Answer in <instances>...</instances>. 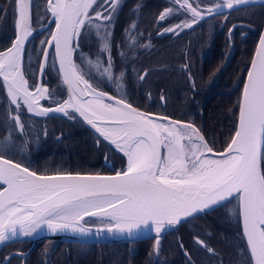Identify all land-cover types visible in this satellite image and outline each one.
<instances>
[{
	"label": "snow or ice",
	"instance_id": "1",
	"mask_svg": "<svg viewBox=\"0 0 264 264\" xmlns=\"http://www.w3.org/2000/svg\"><path fill=\"white\" fill-rule=\"evenodd\" d=\"M118 2L48 0L46 10L54 19L55 29L50 39L41 42L48 46L40 49V75L43 77L54 46L69 97L56 107H44L40 102L52 93L41 84L30 90L22 69L26 42L33 34L31 0H15V39L0 51V77L10 104L17 110L26 106L29 113L37 116L50 112L70 115L67 109H72L127 157V168L113 176L40 175L0 153V185H6L0 190V242L17 235L31 236L42 227L53 234L65 230L91 234L92 230L84 226L85 217H96L102 221L97 235L127 232L131 237L142 227L150 228L157 236L158 250L159 236L166 228L237 198L252 264H264V34L247 71L235 134L224 150L217 152L191 123L165 116L153 118L124 99H115L114 104L105 102L106 96L109 101L114 97L98 91L88 78L89 71L73 62L74 40L94 28L101 41L97 60L82 59L89 70L102 68L101 75L112 78L109 25ZM174 3L188 18L164 32L179 35L205 17L246 5L249 0H222L208 6L192 0ZM173 11L165 9L159 20H165ZM105 52L109 57L107 66L102 67ZM10 118L23 133L19 112ZM196 243L207 247L202 240ZM207 251L214 250L207 247Z\"/></svg>",
	"mask_w": 264,
	"mask_h": 264
},
{
	"label": "trees",
	"instance_id": "2",
	"mask_svg": "<svg viewBox=\"0 0 264 264\" xmlns=\"http://www.w3.org/2000/svg\"><path fill=\"white\" fill-rule=\"evenodd\" d=\"M46 2L31 1L33 28L47 21ZM159 9L156 0L124 1L109 41L110 56L114 60L119 61L118 46L124 50L136 46L134 39L144 31L138 26L152 21ZM232 16L233 19L227 20L222 29L225 30L232 20L241 21L245 26L238 27L237 31L247 30L250 38L236 46L235 64L223 75V85H215L213 78H205L199 69L186 66L187 58L191 59L196 52L209 46L207 43L202 45L200 40H190L180 52L176 48H163L155 57L142 59L128 54L123 66L113 69L114 74L118 72L122 76V94L115 92L104 79L99 81L101 86L98 87L140 110L191 123L215 151L224 149L235 131L242 85L263 24L264 5L238 8L232 11ZM14 19L15 0H0V51L6 49L14 37ZM219 22L216 17L204 20V35L217 31ZM52 26L53 23L44 32L33 34L26 44L23 72L30 88L33 87L30 83H36L42 55L40 49L45 45L41 42L48 39ZM171 57L174 62L185 65L151 68L155 62L166 64ZM55 70L50 51L43 81L47 77L53 78ZM142 72H145L143 79L140 78ZM230 72L234 73L231 81ZM89 77L96 78L92 72ZM61 96H64V91ZM17 111L24 124L23 133L16 130L15 121L10 118ZM68 112L70 115L35 118L27 113L23 105L17 110L10 104L0 82V153L41 174L124 170L125 157L99 139L72 112ZM29 121L32 123L29 124ZM261 169L264 170V147ZM221 210L222 207L193 217L161 235L158 250L156 238L101 243L44 239L34 245L24 264H252L238 215L235 219H217ZM95 221L87 219L85 223ZM197 239L214 251L208 252L207 247L196 243ZM30 244V240L24 239L4 245L0 260L12 251H25ZM21 261V256L14 255L5 264H21Z\"/></svg>",
	"mask_w": 264,
	"mask_h": 264
},
{
	"label": "flooded vegetation",
	"instance_id": "3",
	"mask_svg": "<svg viewBox=\"0 0 264 264\" xmlns=\"http://www.w3.org/2000/svg\"><path fill=\"white\" fill-rule=\"evenodd\" d=\"M124 1L125 0H119L116 9L112 14L111 24L109 25L110 32H112V29L118 20L117 17L119 15V11L121 10ZM101 2L102 0H97V4ZM192 2L194 4L199 2L201 3L202 6H208L217 2L222 3V0H213V1L192 0ZM156 3L160 6V9L158 13L154 15L153 20L152 21L150 20L149 23L147 24H142L138 26L140 29L144 31H141L140 34L137 35L136 38L134 39L136 46H134L132 49L129 48L126 50H124L120 46L117 47L119 61H116L114 60V57L113 58L111 57L112 72L113 69L123 66L122 63L124 61V58L127 57L128 54H132V56H134L135 59L137 58L142 59L145 58L146 56L151 58V57H155L157 53L163 48H170V49L176 48V50L180 52L181 50H183L184 46L187 47L190 40H193L194 42L200 40L202 42V45L207 43V45H209L208 48H206L204 51L196 52L195 56H192L191 59L187 58L186 66L188 65L189 67L199 69V71H201L202 73V76H204L205 78H213L215 85L218 86L223 85L222 84V80L224 79L223 75H225L227 69L229 68L231 69L235 64L234 60H235L236 46L238 44H241L246 38H250V35L248 34L247 30H243L240 32L237 31L238 27L245 26V24L241 21L232 20L225 30L222 29L226 24L227 20L233 19L232 11L236 9L231 10L224 14L211 16V17H216L217 20H220L217 31H214L212 33L208 32L209 34L204 35L203 21L210 18L208 17L199 21L197 24L193 25L191 29H184L179 33V35H176L174 33L164 32V29L185 20L186 18H188V14L183 12L182 10H179V5L175 4L174 0H156ZM96 7L97 5L93 6V8ZM105 7H109V6L105 5ZM168 8H173L174 9L173 13L169 15L165 20L163 21L159 20L160 13ZM90 14L94 15V12L90 10ZM232 25H234V27L231 31H229ZM82 39H85L87 43V48L83 50L80 49V45H79V42ZM77 43H78V47H77ZM97 44H98V38L94 34L93 29H88L86 31H83L81 36L78 38V41L76 40V43L74 45L75 51L73 52V59H74V63L80 65L82 69L89 71V73L92 72L96 76L95 79H92L89 76L88 78L90 79V82L97 89L104 91L98 87V85H100L99 81L104 79L107 82V84H110L111 86L112 84L105 77H101L100 75H98L97 72L93 69L94 67H92L89 70V65L85 60L82 59V56H84L94 61L95 57L97 56V53H99L98 52L99 47L97 46ZM107 54L109 55L108 52ZM108 57H106V55L103 53L101 59L106 60ZM178 65L183 66L185 64L174 62L171 57L169 58V62H167L166 64H163V62H155L153 63V66H151V68L152 69L162 68V67L171 68L172 66H178ZM144 73L145 72H142L141 76H143ZM232 74L234 75L233 72H230V81L233 80V77H231ZM115 79L116 82L120 81L121 83L124 84L122 76L119 75L118 72L116 74L113 73L112 80ZM30 85H33L32 88H34L36 83L35 84L30 83ZM41 85L48 88L50 93H52V95L49 98H46L41 101V104L43 106L47 107V106L56 105L64 99L65 91L60 82V78L57 70H55V74L53 78L47 77L46 81H43V77H42ZM63 91H64V96H61V93ZM104 92H108V91L105 90ZM108 93L117 97L115 94L111 92ZM33 117L41 119V117H36V116ZM31 123L32 122L29 121V124ZM41 124L44 125V123ZM232 201H234L233 208L231 209L228 206L229 203L222 206L221 214L220 216H217L218 217L217 219H219L220 217L222 219L224 218V220H228L229 218L235 219L236 215H238V219H239L238 199L234 198ZM88 225H102V221L97 220L95 221V223ZM239 226H240V220H239Z\"/></svg>",
	"mask_w": 264,
	"mask_h": 264
},
{
	"label": "water",
	"instance_id": "4",
	"mask_svg": "<svg viewBox=\"0 0 264 264\" xmlns=\"http://www.w3.org/2000/svg\"><path fill=\"white\" fill-rule=\"evenodd\" d=\"M32 1V0H31ZM249 5H264V0H249V3H247L246 5H242V6H238L237 8H240V7H244V6H249ZM47 6H48V0H47V2H46V9H47ZM237 8H234V9H237ZM234 9H232V10H234ZM229 11H231V10H228V9H224L221 13H219V14H224V13H227V12H229ZM48 14H49V17H48V19H47V21L44 23V24H42V25H40V26H38V27H36V28H32V30H33V34H38V33H41V32H43V31H45L48 27H49V25L51 24V23H53V26H52V30H54L55 29V22H54V19L52 18V16H51V13L50 12H48ZM219 14H216V15H219ZM215 16V15H214ZM208 17H211V16H208ZM208 17H205V18H208ZM204 18V19H205ZM233 27H234V25H232L231 27H230V29H229V31L230 30H232L233 29ZM51 30V31H52ZM32 34V35H33ZM50 34H51V32H50ZM262 34H264V20H263V24H262V27H261V30H260V32H259V36H258V39H257V42H256V45H255V48H254V51H253V54H252V57L255 55V50H256V47H257V45L259 44V38H260V36L262 35ZM31 38V37H30ZM29 38V39H30ZM15 39V19H14V37H13V39H12V41ZM48 39H50V35H49V37H48ZM47 39V40H48ZM12 41H11V43H10V45L8 46V47H10L11 46V44H12ZM29 41V40H28ZM27 41V42H28ZM27 42H26V44H27ZM75 43H76V40H74V42H73V46L75 45ZM48 45L47 44H45L44 45V47H47ZM7 47V48H8ZM26 47V46H25ZM6 48V49H7ZM6 49H4V50H6ZM4 50H2V51H4ZM50 51H52V53H53V59H54V63H55V66H56V70H57V72H58V75H59V78H60V82H61V84H62V86H63V88H64V91H65V97H64V99L63 100H66V99H68V97H69V93H68V89H67V86L66 85H64L63 84V82H62V77H61V75H60V73H59V64H58V62L55 60V47L54 46H52L51 48H50ZM24 55V54H23ZM252 57H251V60H252ZM73 58V57H72ZM43 59V53H42V55H41V58H40V61ZM47 60H48V58H47ZM251 60H250V63H249V65H248V68H247V71H248V69L250 68V66H251ZM73 62H74V59H73ZM22 69H23V59H22ZM247 71H246V74H245V77H244V81H243V85H244V83H245V81H246V79H247ZM41 80H42V77H41V75H40V68L38 67V73H37V80H36V85L37 84H41ZM0 82H1V84H2V86H3V78L2 77H0ZM35 85V86H36ZM243 85H242V91H243ZM3 88H4V91H5V94H6V97H7V99H8V101H9V98H8V96H7V90H6V88L3 86ZM30 90H35V87H34V89H30ZM98 91H101V90H99V89H97ZM242 91H241V94H242ZM104 92V91H103ZM105 93H107V95L108 96H112V97H114V99L112 100V101H109L108 99H107V96L104 98L105 99V102H107V103H115V99H119V98H117V97H115V96H113V95H111V94H109L108 92H105ZM240 97H241V95H240ZM63 100L60 102V103H62L63 102ZM41 103V102H40ZM42 105V104H41ZM14 106V105H13ZM43 106V105H42ZM57 106V104L56 105H52V106H47V107H56ZM44 107H46V106H44ZM134 107V106H133ZM24 108L26 109V111H27V108H26V106H24ZM136 108V107H135ZM138 109V108H137ZM139 111H141V112H145V113H149V114H151L152 116H153V118H156V117H159V116H165V115H161V114H156V113H150V112H146V111H143V110H140V109H138ZM67 111H70V112H72L90 131H92L99 139H101L102 141H104L105 143H107L108 145H110V146H112L114 149H116L115 148V146L114 145H112V144H110L108 141H105L102 137H100L99 136V134L98 133H96V131H95V129L94 128H92L91 127V125H89V124H87L86 123V121L83 119V117H81L78 113H76V112H74L72 109H67ZM27 113H29L28 111H27ZM30 115H32V116H36V117H45V116H52V115H64V113L63 112H50V113H48V114H46V115H40V116H37V115H35L34 113H29ZM165 117H168V116H165ZM168 118H170V117H168ZM170 119H172V118H170ZM172 120H174V119H172ZM182 122V121H181ZM185 123V122H184ZM238 123H239V105H238V112H237V121H236V126H235V131H236V128H237V125H238ZM235 131H234V133H233V135L235 134ZM232 135V136H233ZM230 142V141H229ZM227 146V145H226ZM225 148V147H224ZM263 148V147H262ZM117 150V149H116ZM224 149H222V150H220V151H217V152H222ZM119 151V150H118ZM120 152V151H119ZM123 156H124V154L122 153V152H120ZM125 157V159H126V166H125V168H124V170H126V168H127V157L126 156H124ZM6 158V157H5ZM8 159V158H7ZM13 161V160H12ZM13 162H15V161H13ZM15 163H17V162H15ZM23 166V165H22ZM30 170V169H29ZM32 171V170H31ZM123 171V170H122ZM117 171H114V172H102V173H71V174H81V175H102V176H113V175H115V173H116ZM38 174H40V175H55V174H57V173H52V174H41V173H38ZM1 187H0V190H3V188L4 187H6V185H0ZM231 199H233V198H230V200ZM227 203V202H226ZM216 208H218V207H216ZM215 208V209H216ZM238 209H239V206H238ZM210 211H212V210H210ZM210 211H207V212H210ZM206 212V213H207ZM201 214H204V213H201ZM201 214H197L196 216H199V215H201ZM195 216V217H196ZM88 218H91V219H96V220H100L99 218H96V217H85V219H88ZM193 218V217H192ZM189 219H191V218H188L187 220H189ZM187 220H184V221H181L179 224H177V225H175V226H172V227H169V228H166L164 231H162V233L160 234V236L161 235H164V234H166V233H168V232H170L171 230H173L174 228H176V227H178L179 225H181L182 223H184L185 221H187ZM239 220H240V228H241V233H242V237H243V239H244V242H245V245H246V248H247V251H248V253H249V256H250V259H251V254H250V251L248 250V247H247V241H246V238L244 237V235H243V222H242V219H241V217H240V215H239ZM84 226L86 227V228H90L92 231H91V234H80L79 232H72L71 230H65V231H62V232H57V233H55V234H53V233H51V232H41V233H38V234H36V235H31V236H20V235H17L16 237H10L8 240H6V241H3V242H0V251H1V248L4 246V245H6V244H9V243H11V242H14V241H20V240H24V239H27V240H30L31 241V244H30V246H29V248L28 249H26L25 251H23V252H21V251H12V252H10V253H8L2 260H0V264H5L6 262H8V260L12 257V256H14V255H19V256H21L22 257V261H21V264H24V262H25V259H26V257H27V255L30 253V251L33 249V247H34V245L38 242V241H40V240H44V239H55V240H60V241H70V242H96V243H101V242H122V241H135V240H141V239H146V238H156V240H157V236H156V234H155V232L153 231V230H151L150 228H141V229H139V230H137L136 232H134V234L130 237L129 235H128V233L127 232H124V233H122V234H109V233H107V232H104V233H101L100 235H97L96 234V229L98 228V227H102V225H87V224H84ZM159 236V237H160ZM156 240H155V243H156ZM188 257V256H187ZM188 259L190 260V258L188 257ZM251 262H252V260H251Z\"/></svg>",
	"mask_w": 264,
	"mask_h": 264
},
{
	"label": "rangeland",
	"instance_id": "5",
	"mask_svg": "<svg viewBox=\"0 0 264 264\" xmlns=\"http://www.w3.org/2000/svg\"><path fill=\"white\" fill-rule=\"evenodd\" d=\"M211 1H213V0H211ZM93 30H94V34L96 35V29L93 28ZM109 31H110V29H109ZM97 38H98V44H97V46L99 47V50H98V52H99L100 51V46H101V41H100V39H99L98 36H97ZM130 40L133 41V39H131V38H130ZM79 45H80V49H82V50L87 48V43H86L85 39H82L79 42ZM104 54L106 55V57L109 56L107 54V52H105ZM107 59L106 60H102L101 59L102 67L107 66ZM96 60H97V56L95 57L94 61H96ZM93 69L97 72L98 75H100L101 77H105L112 84V88L114 89L115 92H117L118 94H122V90H123V87H124V84L123 83H121L120 81L116 82V79L115 80H112V78L109 79L107 76L101 75L102 68H101V70H97L95 67ZM213 158H215V157H213ZM125 166H126V159H125V165H124V167ZM233 202L234 201L231 200V201H229V204H228V206L231 209L233 208V205H234Z\"/></svg>",
	"mask_w": 264,
	"mask_h": 264
},
{
	"label": "bare ground",
	"instance_id": "6",
	"mask_svg": "<svg viewBox=\"0 0 264 264\" xmlns=\"http://www.w3.org/2000/svg\"><path fill=\"white\" fill-rule=\"evenodd\" d=\"M31 27H32V25H31ZM38 27V26H37ZM33 28V27H32ZM47 30V29H46ZM52 30V29H51ZM44 32V31H43ZM41 232H49L48 230H47V228L46 227H42L41 229H39L36 233H34L33 235H36V234H38V233H41Z\"/></svg>",
	"mask_w": 264,
	"mask_h": 264
}]
</instances>
